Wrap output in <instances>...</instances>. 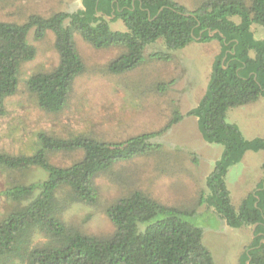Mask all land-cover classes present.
<instances>
[{
    "label": "trees",
    "instance_id": "1",
    "mask_svg": "<svg viewBox=\"0 0 264 264\" xmlns=\"http://www.w3.org/2000/svg\"><path fill=\"white\" fill-rule=\"evenodd\" d=\"M15 1L19 0L0 3ZM82 6L48 17L32 14L22 23L0 19V115L6 113L7 98L19 88L21 65L37 55L28 38L32 30L36 40L48 31L55 35L58 65L28 81L39 108L50 113L67 106L76 78L86 69L76 33L95 48L123 49L108 64L109 72L116 75L135 70L147 59L169 61L172 51L192 42L218 40L221 48L208 90L186 114L198 118L206 142L224 146L206 178L209 193H202L198 204L213 207L231 227L257 224L239 264H264V177L237 208L226 183L230 168L248 151H264V137L247 139L235 123L227 121L229 109L264 97V38H256L252 30L253 24L264 25V0H200L194 9L177 0H82ZM118 20L125 30L112 28L111 22ZM160 39L166 50L146 56L147 46ZM157 87L163 90L166 83ZM186 115L175 108L161 129L118 142L82 134L61 138L40 133L39 147L32 155L0 152L2 168L38 167L47 174L44 180L16 183L4 190L11 210L0 219V264H215L203 243V229L186 218L195 211L161 203L142 189L131 190L106 207L115 226L109 236L87 234L63 220L71 205L99 202L96 178L100 174L120 162L164 152V145L153 139ZM78 150L83 156L70 166L49 160L52 152Z\"/></svg>",
    "mask_w": 264,
    "mask_h": 264
},
{
    "label": "rangeland",
    "instance_id": "2",
    "mask_svg": "<svg viewBox=\"0 0 264 264\" xmlns=\"http://www.w3.org/2000/svg\"><path fill=\"white\" fill-rule=\"evenodd\" d=\"M177 1L194 9L200 0ZM82 7V0L1 2L0 19L22 23L32 14L48 17L58 11L72 12ZM234 20L238 22L239 18ZM111 26L116 30L126 29L121 20L111 22ZM252 30L256 38H264V25L253 24ZM28 38L35 45L37 55L21 65L19 88L7 98L6 113L0 115V152L14 155H32L39 147L40 133L61 138L82 134L118 142L161 129L175 108L186 115L198 106L208 90L212 65L221 48L218 40L195 41L172 51L173 58L169 61L147 59L135 70L116 75L109 72L108 64L123 49L95 48L76 33L75 41L86 69L76 78L67 106L59 113H50L39 108L28 81L34 74L51 71L58 65L55 35L48 31L42 40H36L32 30ZM159 50H166L161 39L149 44L145 55L149 57ZM161 82L166 83L163 90L157 87ZM227 121L235 123L247 139L264 137V97L229 109ZM153 141L162 143L164 152L120 162L110 172L100 174L96 178L99 202L71 205L63 215L67 226L87 234L109 236L115 226L106 214V207L131 190L142 189L161 203L194 210L186 218L203 229V243L214 263L239 264L240 256L253 239L254 227H231L213 207L198 204L201 194L209 193L206 178L224 146L206 142L198 118L193 115H186ZM82 156L81 150L52 152L49 160L57 166H70ZM244 157L226 176L236 208L264 177V151H248ZM46 177V172L38 167L25 171L0 167V219L11 210V203L3 194L7 187Z\"/></svg>",
    "mask_w": 264,
    "mask_h": 264
},
{
    "label": "water",
    "instance_id": "3",
    "mask_svg": "<svg viewBox=\"0 0 264 264\" xmlns=\"http://www.w3.org/2000/svg\"><path fill=\"white\" fill-rule=\"evenodd\" d=\"M256 226H257V224H256V225H254L253 233H254V230H255Z\"/></svg>",
    "mask_w": 264,
    "mask_h": 264
},
{
    "label": "crops",
    "instance_id": "4",
    "mask_svg": "<svg viewBox=\"0 0 264 264\" xmlns=\"http://www.w3.org/2000/svg\"><path fill=\"white\" fill-rule=\"evenodd\" d=\"M244 158H245V157H244ZM243 160H244V159H243ZM262 161H263V160H262ZM240 163H241V162H240ZM240 163H239V164H240ZM248 193H249V192H248ZM244 198H245V197H244ZM242 200H243V199H242Z\"/></svg>",
    "mask_w": 264,
    "mask_h": 264
}]
</instances>
